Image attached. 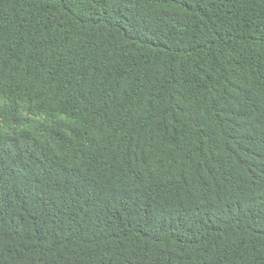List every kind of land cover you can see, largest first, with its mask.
I'll use <instances>...</instances> for the list:
<instances>
[{
	"label": "trees",
	"instance_id": "1",
	"mask_svg": "<svg viewBox=\"0 0 264 264\" xmlns=\"http://www.w3.org/2000/svg\"><path fill=\"white\" fill-rule=\"evenodd\" d=\"M0 264H264V0H0Z\"/></svg>",
	"mask_w": 264,
	"mask_h": 264
}]
</instances>
